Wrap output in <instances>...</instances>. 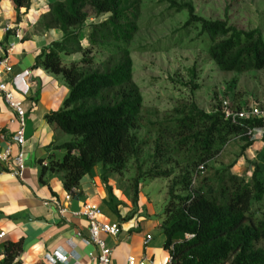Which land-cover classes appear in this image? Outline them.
<instances>
[{
  "label": "trees",
  "instance_id": "obj_1",
  "mask_svg": "<svg viewBox=\"0 0 264 264\" xmlns=\"http://www.w3.org/2000/svg\"><path fill=\"white\" fill-rule=\"evenodd\" d=\"M12 1L20 19L22 9L30 8L33 0ZM166 1L176 12L188 10L183 27H195L208 37L209 57L219 69L243 73L264 68L261 28H239L228 18L197 13L191 2ZM92 16L103 18L88 22ZM140 16L141 0L49 1L40 23L45 29L60 28L63 34L36 57L37 65L61 75L69 92L60 109L47 113L46 119L76 138L58 145L66 150L64 155L51 153L42 175L62 173L64 187L74 194L97 164L102 163L107 183L110 174L122 173L134 160L132 214L143 178L168 180L169 200L161 224L173 264H264V218H258L254 208L264 198V157L249 160L253 166L249 178L233 170L253 144L248 129L263 120L250 117L235 123L225 118L224 98L217 96L210 111L193 98L179 103L165 119L144 124V96L134 80L131 49ZM74 53H81V58L63 59L62 54ZM198 87L193 81L192 92ZM145 125L157 134L142 136ZM235 138L245 141L236 157L218 166L210 164ZM148 146L153 151L143 157ZM113 210L119 214L116 205ZM22 250V239L9 241L1 264H23Z\"/></svg>",
  "mask_w": 264,
  "mask_h": 264
},
{
  "label": "crops",
  "instance_id": "obj_2",
  "mask_svg": "<svg viewBox=\"0 0 264 264\" xmlns=\"http://www.w3.org/2000/svg\"><path fill=\"white\" fill-rule=\"evenodd\" d=\"M50 0H33L31 7L23 8L20 19L12 0H0V46L14 43L10 54L11 72L13 76L24 69L32 71L28 81L30 91L27 95L16 93L27 110L25 172L23 178L12 176L8 167L12 161L0 159V264L4 257L6 244L9 241L23 240V250L19 259L23 264L50 262L47 254L60 250L68 255L67 262L57 264H98L91 261L90 252L98 253L95 243L86 244L82 235L89 237V223L78 211L85 202L97 204L102 209L99 217L102 221H117L121 225L118 235L102 233L101 236L112 248V264H129L128 257L134 256L136 264L144 260V264H173L169 249L165 248V234L160 218L152 206V200L142 192L138 206L132 202V193L125 183L117 177L103 179V166L98 164L90 173L81 179V186L70 200L66 199L68 191L64 187L62 173L48 171L42 175L44 162L48 156L56 155L61 133L55 123L46 119V114L58 110L68 95L69 88L61 75L54 74L37 65V56L53 41L62 37V30L57 27L45 29L41 16L48 11ZM8 23H19L23 29L22 38H16L12 32L4 30ZM0 53L3 50L0 49ZM63 56V55H62ZM79 53L63 58L65 61L76 60ZM15 111L5 101L0 93V151L11 144L14 151L18 145L13 142V134L18 127ZM261 141V140H260ZM260 141H256L260 142ZM43 159V160H41ZM108 187L112 188L115 198L110 197ZM123 189H122V188ZM52 196L62 200L67 211L61 214L56 206L45 205L44 201ZM117 207L119 214L114 212ZM132 214L131 217H126ZM151 239L147 242V238Z\"/></svg>",
  "mask_w": 264,
  "mask_h": 264
},
{
  "label": "rangeland",
  "instance_id": "obj_3",
  "mask_svg": "<svg viewBox=\"0 0 264 264\" xmlns=\"http://www.w3.org/2000/svg\"><path fill=\"white\" fill-rule=\"evenodd\" d=\"M178 1L191 2L196 12L206 17L228 18L231 24L239 28L258 27L264 34V0ZM168 7L169 2L166 0H141L140 29L131 41L134 80L139 84L144 96L143 123L163 120L173 113L174 107L179 103L188 102L193 98L207 111L212 110L218 102L217 96L228 100L233 108L239 105L246 108L248 104L264 107V68L243 73L222 71L209 57L208 37L199 34V29L195 27L188 30L183 27L189 17L188 10L176 12ZM103 16L99 18L92 16L88 22L98 21ZM62 55L63 58L70 56ZM81 56L79 53L76 60ZM195 70L197 74L194 77ZM192 80L199 85L194 92ZM149 129V126H143L140 129L141 135L148 133L153 137L157 134ZM59 134L60 144L76 138L75 135L64 131ZM244 143L245 141L240 138L232 139L210 164L218 166L231 162L241 151ZM57 150V157H62L66 151L64 148ZM152 151L151 146L146 147L143 157ZM262 152L263 139L246 149L233 170L249 178L253 170L249 160L263 159L264 155L261 157L259 154ZM133 161L122 173H112V177H117L121 184L125 183L131 193V180L137 173ZM98 166L103 165L99 163ZM148 166L149 164L144 167ZM140 184L142 192L152 200V206L157 212L153 217L159 219L169 200L168 180L143 178ZM254 208L258 209L257 217L264 218V198L260 203H256Z\"/></svg>",
  "mask_w": 264,
  "mask_h": 264
},
{
  "label": "built area",
  "instance_id": "obj_4",
  "mask_svg": "<svg viewBox=\"0 0 264 264\" xmlns=\"http://www.w3.org/2000/svg\"><path fill=\"white\" fill-rule=\"evenodd\" d=\"M4 30L6 32H12L14 37L22 38L23 29L19 23H8ZM14 48V43L10 42L7 45H1L0 49L3 53H0V93L3 95L5 101L15 111V120L18 122V127L13 134V142L18 145V150L15 152L12 145L8 144L3 151H0V159L3 161H12V165L8 167V172L17 178H23L26 164H25V150L26 143V124H27V110L23 101L16 97V93L27 95L30 91V78L32 71L30 69H24L23 71L11 76V64L10 54ZM222 110L225 118L232 120L233 122H239L244 118H258L263 120V124L251 127L247 131L249 140L255 143L263 139L264 137V107L256 104H252L246 108H233L228 100L223 99ZM47 165L46 162H44ZM76 192L79 188L75 189ZM73 194L68 191L66 199L70 200ZM45 205H54L57 207L61 214L67 211L65 203L57 196H52L44 201ZM77 215H83L86 217L89 223L90 236L86 237L82 235L80 231L77 232L78 236L82 237L86 244L95 243L99 251L95 254L93 251L89 253L91 261L98 264H112V248L107 244L106 240L101 236L102 233L116 236L119 234L121 225L117 221H102L99 217L102 214V209L99 205L85 202L83 206L73 212ZM5 231H1L0 236H4ZM193 236V234H186V237ZM151 237L147 238V242ZM47 258L50 263L57 264L58 262H67L68 255L60 250L55 251L54 254H47ZM129 264H136V258L134 256L128 257ZM138 264H144V260H140Z\"/></svg>",
  "mask_w": 264,
  "mask_h": 264
}]
</instances>
